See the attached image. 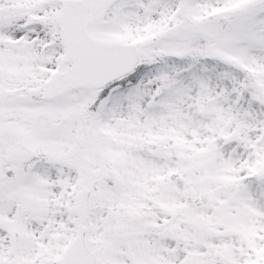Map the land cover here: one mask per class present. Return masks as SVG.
I'll return each instance as SVG.
<instances>
[{
  "label": "snow or ice",
  "instance_id": "obj_1",
  "mask_svg": "<svg viewBox=\"0 0 264 264\" xmlns=\"http://www.w3.org/2000/svg\"><path fill=\"white\" fill-rule=\"evenodd\" d=\"M0 264H264V0H0Z\"/></svg>",
  "mask_w": 264,
  "mask_h": 264
}]
</instances>
